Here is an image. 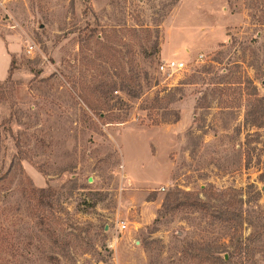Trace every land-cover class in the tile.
Wrapping results in <instances>:
<instances>
[{"label":"rangeland","instance_id":"374dc122","mask_svg":"<svg viewBox=\"0 0 264 264\" xmlns=\"http://www.w3.org/2000/svg\"><path fill=\"white\" fill-rule=\"evenodd\" d=\"M236 248L264 264V0H0V264Z\"/></svg>","mask_w":264,"mask_h":264},{"label":"built area","instance_id":"2783aa9c","mask_svg":"<svg viewBox=\"0 0 264 264\" xmlns=\"http://www.w3.org/2000/svg\"><path fill=\"white\" fill-rule=\"evenodd\" d=\"M198 58L201 61L203 56H199ZM157 71L161 75L171 77L174 74L186 71V64L176 59L161 60L157 66ZM125 227V224L119 225L120 229H124Z\"/></svg>","mask_w":264,"mask_h":264},{"label":"trees","instance_id":"16d2710c","mask_svg":"<svg viewBox=\"0 0 264 264\" xmlns=\"http://www.w3.org/2000/svg\"><path fill=\"white\" fill-rule=\"evenodd\" d=\"M14 66H15V59H12L11 61H10V67H9V73H10V75L12 74V70L14 69ZM207 192V191H206ZM208 193V195H207V198L208 199H210V200H216L217 199V196H219V195H222L223 193H221V192H218V191H216V192H214V190L213 189H210V191L209 192H207ZM167 204V203H166ZM172 204V203H171ZM194 206L196 207V206H198V207H202L203 209H205V206L204 205H201V204H194ZM166 208V206H165V203L163 204V206H162V209L164 210L165 208ZM176 207V206H175ZM226 254L228 255V258L226 259V261H224V256L223 257H218L217 258V261H219V262H221V263H223V264H231L230 262H231V259H233L235 256H240L241 254H242V249H234V251H232V252H230V253H228V252H226Z\"/></svg>","mask_w":264,"mask_h":264}]
</instances>
